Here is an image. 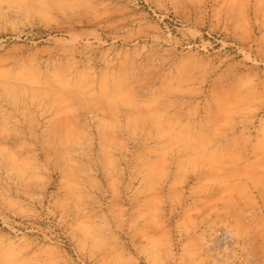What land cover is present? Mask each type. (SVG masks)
<instances>
[{
    "label": "rangeland",
    "instance_id": "374dc122",
    "mask_svg": "<svg viewBox=\"0 0 264 264\" xmlns=\"http://www.w3.org/2000/svg\"><path fill=\"white\" fill-rule=\"evenodd\" d=\"M0 264H264V0H0Z\"/></svg>",
    "mask_w": 264,
    "mask_h": 264
},
{
    "label": "built area",
    "instance_id": "2783aa9c",
    "mask_svg": "<svg viewBox=\"0 0 264 264\" xmlns=\"http://www.w3.org/2000/svg\"><path fill=\"white\" fill-rule=\"evenodd\" d=\"M210 246L222 254L229 255L234 252L235 239L228 230L221 229L217 234L216 244Z\"/></svg>",
    "mask_w": 264,
    "mask_h": 264
},
{
    "label": "bare ground",
    "instance_id": "6f19581e",
    "mask_svg": "<svg viewBox=\"0 0 264 264\" xmlns=\"http://www.w3.org/2000/svg\"><path fill=\"white\" fill-rule=\"evenodd\" d=\"M229 231V230H228ZM229 233L232 235V233L229 231ZM233 236V235H232ZM233 238H234V236H233Z\"/></svg>",
    "mask_w": 264,
    "mask_h": 264
}]
</instances>
